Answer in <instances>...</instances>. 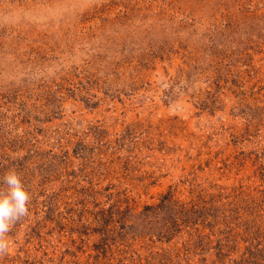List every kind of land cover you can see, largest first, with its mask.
Listing matches in <instances>:
<instances>
[{"label": "rangeland", "instance_id": "rangeland-1", "mask_svg": "<svg viewBox=\"0 0 264 264\" xmlns=\"http://www.w3.org/2000/svg\"><path fill=\"white\" fill-rule=\"evenodd\" d=\"M0 264H264V0H0Z\"/></svg>", "mask_w": 264, "mask_h": 264}, {"label": "clouds", "instance_id": "clouds-1", "mask_svg": "<svg viewBox=\"0 0 264 264\" xmlns=\"http://www.w3.org/2000/svg\"><path fill=\"white\" fill-rule=\"evenodd\" d=\"M5 188L0 189V255L10 251L7 233L11 226L28 213L29 192L19 174L8 171L3 177Z\"/></svg>", "mask_w": 264, "mask_h": 264}]
</instances>
